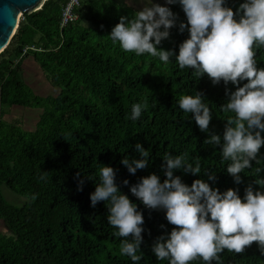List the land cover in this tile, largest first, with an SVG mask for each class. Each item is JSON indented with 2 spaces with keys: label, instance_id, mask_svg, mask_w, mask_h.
I'll return each instance as SVG.
<instances>
[{
  "label": "trees",
  "instance_id": "trees-1",
  "mask_svg": "<svg viewBox=\"0 0 264 264\" xmlns=\"http://www.w3.org/2000/svg\"><path fill=\"white\" fill-rule=\"evenodd\" d=\"M67 2L46 0L36 12L24 14L0 54V221L8 228L0 232V264H133L120 253L121 238L107 222L105 202L91 205L90 193L100 182L103 165L113 167L121 192L143 213V257L138 264H167L156 259L152 245L173 226L164 210L146 208L122 181L135 184L149 173L163 181V156L188 153L190 162L199 159L202 171L214 173L216 180L209 181L206 172L192 175L175 170L174 175L189 185L204 179L221 192L238 188L243 198L249 184L264 191L255 183L264 179V170L255 171L264 168V160L259 165L252 161V168L240 174L242 183L235 184L220 146L205 145L209 133L200 131L191 113L179 109L181 95L201 91L213 113L209 132L222 140L225 120L234 114L222 111L221 105L228 99L226 87L233 91L234 85H213L206 75L197 79L174 59L165 64L149 54L123 51L108 34L120 16L131 17L135 11L120 9L110 0H81L78 19L60 27ZM241 2L226 0L233 10ZM169 7L177 14V26L157 47L178 52L188 37L187 29L180 32L178 25L187 21L179 3ZM26 58L37 63L49 85L58 90L56 95L40 97L28 90L23 81ZM256 58L257 66L264 67V47L257 49ZM144 102L148 108L132 120V105ZM14 106L41 110L33 130L3 119ZM137 142L149 151V164L132 175L121 160L141 158L135 150ZM259 155L264 159V146ZM77 173L84 180L79 191ZM3 186L25 197L27 204L21 208L9 204ZM105 242L119 253L106 251ZM221 260L222 264H264V253L253 243L242 254L225 251Z\"/></svg>",
  "mask_w": 264,
  "mask_h": 264
},
{
  "label": "clouds",
  "instance_id": "clouds-1",
  "mask_svg": "<svg viewBox=\"0 0 264 264\" xmlns=\"http://www.w3.org/2000/svg\"><path fill=\"white\" fill-rule=\"evenodd\" d=\"M143 3L133 16H120L108 36L125 52L149 54L165 64L174 59L180 69L193 71L197 79L206 75L213 85L223 82L225 86H235L233 91L226 87L228 99L221 105L222 111L234 114L225 120L222 140L220 135L209 132L213 113L201 91L181 95L178 105L184 113L192 114L201 132L209 133L205 145L220 146L223 160L230 161L227 173L235 184L242 183L240 174L252 168V161L259 165L264 160L259 155L264 146V67L257 66L256 58L257 49L264 47V0H243L235 10L226 0ZM176 3L182 7L187 21H180L178 30L188 31L178 52L157 47L177 26V14L166 6ZM147 108V102L133 104L131 119L138 120ZM135 150L140 159L125 156L121 160L132 175L145 169L150 157L139 142ZM162 159L163 181L156 173L131 185L127 179L122 181L146 208L164 210L167 222L173 226L152 245L157 260L167 264H192L197 260L222 264V253L242 254L253 243L264 253V191L254 190L249 184L241 198L238 188L221 192L204 179H194L189 185L174 171L192 175L206 172L202 171L199 159L190 162L188 153H167ZM262 170L257 167L255 171L259 174ZM206 174L209 181L216 180L214 173ZM76 179L77 190H82L84 180L79 173ZM255 183L264 189V179H256ZM90 200L93 207L105 202L107 222L121 238V255L138 264L143 257L140 245L145 231L144 216L137 204L121 192L113 167L103 165L100 169V182L90 193Z\"/></svg>",
  "mask_w": 264,
  "mask_h": 264
},
{
  "label": "rangeland",
  "instance_id": "rangeland-1",
  "mask_svg": "<svg viewBox=\"0 0 264 264\" xmlns=\"http://www.w3.org/2000/svg\"><path fill=\"white\" fill-rule=\"evenodd\" d=\"M120 9L130 7L134 11L141 9L144 6L145 0H110ZM154 3H160L162 5L166 4V0H153ZM169 7V5H166ZM22 15V14H21ZM24 19V18H23ZM23 81L25 82L28 90L40 97L54 96L57 94L58 90L51 87L43 75L37 63L33 62L31 58H26L23 65ZM4 120L9 122H17L24 130L30 131L35 128L38 121V117L41 113L40 109L28 108V107H18L6 111ZM3 195L6 201L16 207H24L28 200L25 197L17 195L11 192L6 186L2 187ZM6 224L0 221V232H6ZM106 251L118 252L116 248L110 243L105 242ZM119 253V252H118ZM100 256L102 254H99Z\"/></svg>",
  "mask_w": 264,
  "mask_h": 264
},
{
  "label": "water",
  "instance_id": "water-1",
  "mask_svg": "<svg viewBox=\"0 0 264 264\" xmlns=\"http://www.w3.org/2000/svg\"><path fill=\"white\" fill-rule=\"evenodd\" d=\"M46 0H0V54L10 44L20 21V14H32ZM18 25V27H17Z\"/></svg>",
  "mask_w": 264,
  "mask_h": 264
},
{
  "label": "built area",
  "instance_id": "built-area-1",
  "mask_svg": "<svg viewBox=\"0 0 264 264\" xmlns=\"http://www.w3.org/2000/svg\"><path fill=\"white\" fill-rule=\"evenodd\" d=\"M81 0H68V2L63 6L61 12L60 27H65L69 23H73L78 19L76 9L80 6ZM24 18L22 14L20 16V21Z\"/></svg>",
  "mask_w": 264,
  "mask_h": 264
},
{
  "label": "bare ground",
  "instance_id": "bare-ground-1",
  "mask_svg": "<svg viewBox=\"0 0 264 264\" xmlns=\"http://www.w3.org/2000/svg\"><path fill=\"white\" fill-rule=\"evenodd\" d=\"M22 14V13H21ZM21 14H20V16H21ZM19 21H20V18H19ZM19 25V24H18ZM18 25H17V27H18Z\"/></svg>",
  "mask_w": 264,
  "mask_h": 264
}]
</instances>
